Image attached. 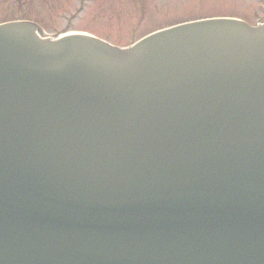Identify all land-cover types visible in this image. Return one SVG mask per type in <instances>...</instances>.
Here are the masks:
<instances>
[{
  "label": "water",
  "instance_id": "water-1",
  "mask_svg": "<svg viewBox=\"0 0 264 264\" xmlns=\"http://www.w3.org/2000/svg\"><path fill=\"white\" fill-rule=\"evenodd\" d=\"M0 264H264V24L0 25Z\"/></svg>",
  "mask_w": 264,
  "mask_h": 264
},
{
  "label": "rangeland",
  "instance_id": "rangeland-1",
  "mask_svg": "<svg viewBox=\"0 0 264 264\" xmlns=\"http://www.w3.org/2000/svg\"><path fill=\"white\" fill-rule=\"evenodd\" d=\"M214 18L264 24V0H0V24L29 21L49 38L80 33L119 48L158 30Z\"/></svg>",
  "mask_w": 264,
  "mask_h": 264
}]
</instances>
